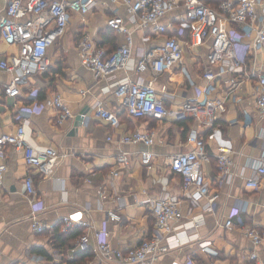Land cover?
Listing matches in <instances>:
<instances>
[{"label":"crops","instance_id":"1","mask_svg":"<svg viewBox=\"0 0 264 264\" xmlns=\"http://www.w3.org/2000/svg\"><path fill=\"white\" fill-rule=\"evenodd\" d=\"M8 1L0 0V13ZM181 12L177 9L163 17L162 21L174 24L167 30V35L178 34L180 22L177 16ZM115 14L127 19L124 5L108 0H96L95 6L85 15L72 13L63 35L47 49L50 62L47 71L29 73L17 98L2 92L3 83L16 72L0 70V134L15 131L16 104L31 102L26 95L35 88L39 102L58 94L74 115L59 123L58 109L45 106L39 112L31 113L25 123L27 144L38 149L51 146L66 154L49 176L27 166L20 149L13 145L5 149L7 168L0 187V264H112L93 257L94 228L104 225L109 231L107 240L114 248L134 247L142 239L151 237L154 231L151 204L142 201L165 194L180 200L183 220L191 213L202 212L204 222L198 228V242L164 254L159 264H170L173 260L182 264H255L249 257L254 250L264 264V243L254 247L244 233L245 227L261 228L264 225V180H259L257 188L246 187V181L254 173L253 163L264 153V114L255 107L256 79L249 74L251 70H264L263 52L251 56L245 70L233 75L240 83L236 89L231 87L230 75L226 73L213 81L203 78L207 44L194 50L185 47L181 61L156 76L153 84L157 94L171 110H177L185 98L196 95L195 87H207L206 95L220 100L226 109L213 125L204 124L193 116L181 121L153 116L131 118L115 96L116 85L124 78L138 81L150 78L149 71H137V62L166 35L133 26L134 44L126 66L95 78L80 62L79 39L87 35L106 52L119 47L124 43L125 35L106 23V19ZM231 27L242 34L241 42L252 40L253 33H247L243 26L232 24ZM17 51L16 44L0 37V59L9 58ZM204 97L199 95V99ZM97 100L117 113L119 125L116 128L94 115L93 105ZM79 114L84 117L76 122L75 117ZM135 129L151 133L154 142L146 145L120 141L123 134ZM193 131L205 139L207 158L202 162V168L211 192L218 194L211 211L204 210L205 199L192 205L183 195L181 176L169 165L172 154L194 148L188 141ZM108 135L111 140L107 139ZM219 147L231 149L232 166L225 175L217 166ZM145 151L150 153L147 163L142 161ZM122 152L128 153L127 165L116 159ZM28 174L32 176L36 198L42 206L38 217L47 223V228L41 232L31 230V206L23 189V180ZM243 203H246V209L235 214L234 208H240ZM108 210L117 212L121 220H109ZM80 214L91 228L75 225L63 230L65 216ZM229 216L234 220L231 229L223 226ZM86 232L90 245L86 251H91L92 256L79 260L76 253L81 250L77 239ZM56 233L68 234L64 245L55 244Z\"/></svg>","mask_w":264,"mask_h":264},{"label":"built area","instance_id":"2","mask_svg":"<svg viewBox=\"0 0 264 264\" xmlns=\"http://www.w3.org/2000/svg\"><path fill=\"white\" fill-rule=\"evenodd\" d=\"M124 5L127 19L122 15H112L106 19L107 25L118 33L125 35V41L112 52H106L97 46L87 35L79 39L80 62L88 68L95 78L104 77L126 66L132 54L134 44V27H146L166 35L161 42L149 48L138 60L136 69L139 72L149 71L150 78L145 81L124 78L118 81L114 90L120 106L131 118L153 116L155 118H171L181 121L193 116L202 123L213 125L220 115L225 112L224 104L218 99H211L206 88H198L197 94L185 98L177 110L168 109L157 94L153 82L157 75L166 69L174 67L181 61L184 48L192 50L207 44L203 78L213 81L217 76L226 73L231 87L238 88L240 83L233 75L242 73L251 56L257 52L264 54V0H221L216 7L207 5L202 0H108ZM96 0H9L0 13V37L8 43L18 46L15 55L0 59V70L16 72L15 75L2 85V92L17 98L22 92L26 77L34 71H46L50 64L47 49L53 41L63 35L72 13L85 15L95 6ZM177 9L182 10L177 16L180 22L176 35H167V30L174 24L162 21L168 13ZM232 24L244 27L247 33H253L250 42H241L242 34L232 29ZM133 27V29H131ZM187 31L186 35L185 32ZM256 79L254 104L257 111L264 114V70H251L249 73ZM205 97L199 99V95ZM31 102L16 104V129L12 133L0 134V187L7 168L5 149L13 145L20 149L24 162L43 176H49L57 162L66 154L51 146L38 149L27 144L24 140V126L31 113L39 112L45 106L58 109L57 121L62 123L66 118L74 116L69 107L63 103L58 94L38 101V89H32L26 95ZM93 113L99 119L106 121L111 128L119 125L115 111L97 100L93 105ZM84 117V116H83ZM82 117V118H83ZM204 118V119H203ZM111 140V135L107 136ZM123 143L154 142L151 133L135 129L120 137ZM188 141L194 148L177 152L170 156V168L182 179V192L192 205L202 199L206 200L204 210H213L218 194L211 192L207 182L202 162L207 158L205 139L193 131ZM231 149L219 147L217 166L225 175L232 166ZM149 152L142 153V161L147 163ZM117 161L128 164V153L122 152ZM253 176L246 181V187L254 189L259 180H264V153L253 163ZM116 173V172H113ZM24 194L31 206V230L41 232L47 228V223L38 217L42 206H39L33 179L28 174L23 180ZM142 202L150 203L154 216V231L151 237L142 239L136 246L126 250L114 248L107 240L108 229L104 226L94 228V255L96 260L112 264H159L161 257L176 249L198 242V228L204 222L202 212L191 213L183 220L180 210V200L174 196L161 195L158 198H147ZM246 203L240 208H234L235 214L245 210ZM107 217L112 221H120L121 216L114 210L107 211ZM75 225L88 227L89 223L80 214L77 217L67 215L63 218V230ZM223 226L231 229L234 226L232 216L225 218ZM91 228V227H88ZM244 233L254 247L264 243V225L245 227ZM81 251L90 247L89 234L83 233L77 239ZM255 264H262L258 253L254 250L249 255ZM170 264H182L173 260Z\"/></svg>","mask_w":264,"mask_h":264},{"label":"trees","instance_id":"3","mask_svg":"<svg viewBox=\"0 0 264 264\" xmlns=\"http://www.w3.org/2000/svg\"><path fill=\"white\" fill-rule=\"evenodd\" d=\"M204 3H206L207 5H210L212 7H215L218 2H220V0H202ZM116 48L108 51L109 53L114 51ZM47 71V70H46ZM75 234H77L78 232L77 231H74ZM68 237V234H64V233H56L53 237L54 241H55V244L56 245H64L65 243V240L67 239ZM77 255V258H79V260H84L85 258H89L92 256V252L91 251H78L76 253ZM78 260V261H79Z\"/></svg>","mask_w":264,"mask_h":264},{"label":"water","instance_id":"4","mask_svg":"<svg viewBox=\"0 0 264 264\" xmlns=\"http://www.w3.org/2000/svg\"><path fill=\"white\" fill-rule=\"evenodd\" d=\"M75 118H77V121H76V122H78V121H79V119H81V118H82V114H79V115H77Z\"/></svg>","mask_w":264,"mask_h":264}]
</instances>
